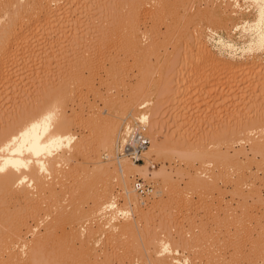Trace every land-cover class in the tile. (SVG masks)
<instances>
[{
    "label": "rangeland",
    "instance_id": "374dc122",
    "mask_svg": "<svg viewBox=\"0 0 264 264\" xmlns=\"http://www.w3.org/2000/svg\"><path fill=\"white\" fill-rule=\"evenodd\" d=\"M36 1H31V4H34L33 7ZM74 1L59 0L56 4H51L55 10L58 9L57 14L61 12L60 16L58 15L59 22H56V16L53 24L62 22L66 28L63 30L64 33H59L54 28V31L49 30L50 34L46 33L48 30H43L44 35H42L38 22L43 19V13L36 15L31 11L32 8L27 7L20 11V16H17L20 28L23 27L28 37L25 39V44L17 43L18 40L12 35L7 36L9 41L5 48L7 51L10 49L12 55L5 60L3 64L5 67L2 66L1 69L6 72L4 73L6 78H11L12 84L8 81L7 83V79L4 80L5 83L4 81L0 83V109L2 108L0 110V155L12 149L18 135L28 131L32 125L43 121L52 111L72 112L71 115L69 114L74 122L72 127L79 135V139H84L82 140L84 152H80L83 154L78 153L80 155L77 154L76 157L79 156V158L71 163L74 167L72 170H75L76 174L75 171H70L77 176H74L76 180L70 172V176L69 174L65 176L66 178L69 176L66 182L65 180L60 182V180V184H56L58 178L66 179L64 178L66 169H61L64 170L62 172L64 175L58 173L61 176L56 175L58 178H53L56 181L53 179L46 181L43 188L34 193L35 196L29 203L18 200L8 191L0 192V254L4 257L1 263L5 262L12 244L16 243L12 240L13 232L16 230L23 236L22 241L29 244L36 243L37 236H49L45 247L47 250L45 249L46 252H44L46 259L44 257L43 259L47 260L51 257V260L55 263L57 261V264H151L149 252L155 255L156 248L150 242V246H144L148 243L146 244L145 238L142 239L141 232L147 230L148 233H145L148 235H146L147 241L148 239L153 242L159 240L168 244L169 250L175 255L169 258L170 263L178 261L177 264H264V248H262L264 246V161L261 156L253 157L255 155L250 149L252 143L248 139L245 143H229V136L233 131L242 129L251 122L261 121L264 124V100L261 95L264 94V83H257L260 77L251 76L250 81L249 75L252 71L244 66H240L242 69L237 68L215 77L214 74L211 75L212 62H207L202 55L204 47H209L207 50L211 49V52L216 55H220L219 49L221 48L223 55L220 57L222 56L223 59L231 58L244 65L254 61L255 56L256 60L260 61V63L256 61L257 64L264 65L262 62L264 50L243 52L241 49L237 53L218 44L219 38L223 37L232 39L240 47H246V45L248 47L249 41L254 36V31L247 30V32L244 29L233 27L231 20H228V27H223V24L217 25L216 20L214 23L213 17H219L222 14L220 9H225L227 6L229 8L231 2L237 3L238 0H221L220 2L216 0H169L168 9L166 7L165 12L162 11L163 14L157 11L156 13L154 5L150 3L146 6H150L153 12L148 10L149 12L146 13L143 11L144 7L143 9L141 7L142 0H77L78 3ZM66 2L67 4L73 3L67 5ZM241 3L244 5L243 14L234 13L233 16H249L251 22L255 21L258 17L257 4L245 2V0H241ZM250 4L253 7L248 10ZM1 5L0 16L4 15L5 21L0 22V28L5 24L7 26L12 16L15 17L14 13L13 15L9 13L8 18L9 14L5 15V8ZM187 5H190L189 8ZM133 7L140 11L137 17L139 19L135 23L129 19ZM227 11L230 13L229 10ZM210 18L212 20H209ZM16 22L17 20L15 27L19 28ZM137 24L141 28L139 38L132 36L133 30L130 29ZM210 28L216 31V42L215 38L211 41L202 38L204 35L202 33L210 32ZM73 33H76L78 38ZM37 36L43 39L39 37L36 39ZM43 36H47L45 38L49 41ZM195 36H200V40L205 41L206 46L203 47L200 40L195 42ZM199 46L202 47V51ZM28 50L34 54L32 55ZM35 64L37 66L34 67ZM161 71L169 72L164 77ZM158 72L162 74V77ZM160 77L163 80L162 84ZM246 77L249 80H246ZM141 78L147 81H145V87L146 85L153 87L151 85L158 83L157 80L160 79L158 86H163L161 87L163 92L158 99V108L163 106L162 110L164 109L165 112L168 110L174 113H180L182 109H185L189 116L185 121L187 124L184 121L178 122L179 124L172 121L174 128L179 127L176 134L173 133L174 128L173 132L169 133L171 151L160 155L150 154L148 156L147 154L146 163L143 164L144 168L159 174L158 179L144 177L154 180L157 189L156 195L154 194L147 202L148 208H145L150 212L148 220L143 219L146 218L145 214L142 217L134 216L132 210L125 206L123 196H119L122 188L117 181L108 180L112 177L104 175L99 162L101 154L112 139L109 114L116 110L114 106H111L112 108L110 107L108 111V105L112 98L119 106L125 105L133 95L132 90L139 86V82L144 84L142 83L144 79ZM151 79L156 82L151 84L152 81H149ZM169 80L172 86L168 87ZM44 84L47 86L46 89ZM65 86L73 98L70 96V100L64 102L63 91L65 90L61 89H65ZM230 87L233 88L229 94ZM261 88L263 91H260ZM44 89L45 92L47 90V95L43 92ZM152 90L154 89H150V92ZM48 91L54 95L55 102L51 108H47L50 104L44 105L50 100ZM238 91L242 93H239L240 96ZM42 103L44 108L41 107ZM35 104L40 106L41 110L45 109L38 116H36L38 107ZM136 108L135 112L132 111L124 118L117 114L116 116L111 115V117L121 119L120 130L127 121L138 118L144 110L141 106L140 109ZM144 108L146 110V107ZM162 110L160 108V112ZM164 119L167 120V118ZM177 132L182 135L181 140L183 141L178 142ZM262 132L256 137L264 141ZM242 146L245 147L244 152L239 151L243 149ZM189 147L196 149V154L192 158L185 157ZM223 154L233 156L235 159L233 165H231L232 161L228 163L231 157L226 156L227 159H224ZM82 155L83 160L80 158ZM101 158L104 159L103 156ZM151 159L156 162L154 169L148 167ZM1 161L2 158H0ZM113 164L117 166L115 161ZM201 175L204 176V178L202 176V180L204 179L202 183L199 179ZM137 176L141 174L132 177V181ZM61 183H64V186ZM161 185L166 188V190L164 188L163 197L157 195ZM111 194L117 196L118 210L107 212L113 214L112 218L117 217L116 223H121L118 228L103 229L99 225L100 219L91 217V209L95 207V202L100 197H104L106 202ZM245 195L248 197L246 200ZM138 200L140 201L139 196ZM47 208L51 212L46 210ZM99 208L98 205L97 209ZM47 212L50 214L47 215ZM126 216H130L132 223L134 222V235L133 233L131 235L127 227L123 225ZM65 232L73 235L71 241ZM12 233L13 236L9 238L8 236ZM4 250L8 251L4 252Z\"/></svg>",
    "mask_w": 264,
    "mask_h": 264
},
{
    "label": "bare ground",
    "instance_id": "6f19581e",
    "mask_svg": "<svg viewBox=\"0 0 264 264\" xmlns=\"http://www.w3.org/2000/svg\"><path fill=\"white\" fill-rule=\"evenodd\" d=\"M3 2L1 3L3 5V7L5 8V15L7 16L9 13L13 15L14 13V16L13 17L12 15V19L11 21L8 19L10 17V14L7 16L8 18H6V20L8 19L9 21V24L7 23V26L5 25H2L1 28H0V83L4 80H6V82L8 81L10 84H12V80L11 78H6L5 74L6 72H3V70L1 69L2 66L5 67L4 62H6L5 60L8 58H10V56L12 55L11 53V50L9 49L7 51V48H5V45L8 44V37H10L11 35L17 39V43H24L26 40V38H28L26 36V32L25 30L22 28H20V24L18 22V18L17 16H20V11H22L23 9L25 8H32V12L33 13H36L37 14H40V13H43V19L38 22V25H40L39 29L42 30V33H43V30H48L46 33L48 34L50 31L49 30H56V31H59V33H64L63 30L66 29L63 25H62V22L60 23H57V24H53L55 19L54 17H56V22L58 21V18L60 15L57 14L58 12V9L55 10L51 4H56L59 0H37L36 1V4L35 6L33 7V5L31 4V1L28 0V2L26 3V0H10V1H4V0H0V2ZM25 1V2H24ZM61 1V0H60ZM67 1V0H66ZM69 1V0H68ZM70 1H74V0H70ZM79 1V0H78ZM221 0H216V2H220ZM225 1V0H223ZM228 1V0H227ZM233 1V0H232ZM246 1H249V2H252V3H256L257 4V11H258V17L255 21H250V18H248L249 16H233L234 13H242L244 12V8H243V4L241 3V0H238L237 3H235L234 1L231 2L229 5L230 7L228 8V6L225 8V9H220V12L222 13L219 17H213L214 19V23H215V20L217 23V25H220V24H223L224 26L223 27H228V20H231L233 22V27H235L236 29L238 28H241V29H244L245 31L247 30H251L252 32L254 31V36L253 38L249 41V44H248V47L246 45V47H240L238 46L232 39H224L223 37H220L219 40H218V44H220L223 48H226V49H229L231 52H237L239 50H243V52H246V51H250V52H256V51H261V50H264V0H245ZM24 2V4H23ZM75 2V1H74ZM77 2V0H76ZM132 2V1H130ZM170 1L169 0H155V1H145V0H142L141 1V7L143 9V11H145L146 13H148L149 11L153 12V10H151L149 7L150 6H146L148 3H150L151 5H154V10L155 12L157 11L158 13H162V11H164L166 9V7L169 5ZM26 3V4H25ZM61 3V2H60ZM73 2H70L69 4H66L67 5H70L72 4ZM78 3V2H77ZM0 4V5H1ZM19 4V7H17ZM188 4V3H187ZM248 4V2H247ZM255 4V5H256ZM1 5V6H2ZM60 5V4H59ZM191 5V3H190ZM189 5V6H190ZM61 6V5H60ZM188 6V5H187ZM188 6V8H189ZM193 6V5H192ZM57 7V6H55ZM219 7V5H218ZM251 7H253L252 4H250L248 6V10H251ZM2 8V7H1ZM3 8V9H4ZM15 8V9H14ZM58 8V7H57ZM64 8V7H63ZM62 8V9H63ZM152 8V7H151ZM12 9V10H10ZM65 9V8H64ZM168 9V7H167ZM219 9V8H218ZM246 9V7H245ZM149 10V11H148ZM230 11V13H233V14H230L228 13V11ZM61 11V9H60ZM66 11V10H65ZM171 11V10H170ZM247 11V10H246ZM254 11V10H253ZM24 12V11H23ZM64 12V10H63ZM156 12V13H157ZM165 12V11H164ZM140 11H138V9L136 7H133L131 9V15L129 16V19L132 23H135L136 21H138L139 18L138 15H139ZM65 14V13H64ZM63 14V15H64ZM163 14V13H162ZM165 14V13H164ZM59 15V16H58ZM62 15V16H63ZM189 15V14H188ZM236 15V14H235ZM4 15H2V17L0 16V22H3L4 20ZM5 16V17H6ZM40 16V15H38ZM61 16V17H62ZM66 16V15H65ZM34 17V16H33ZM171 17V16H170ZM203 17V16H202ZM39 18V17H38ZM37 18V19H38ZM157 19V18H156ZM217 19L220 21H217ZM17 20L18 24H19V28L15 27V21ZM187 20V19H186ZM209 20H212V18H210ZM208 20V22H209ZM5 21V20H4ZM35 21V20H34ZM17 22H16V26H17ZM29 22V21H28ZM59 22V21H58ZM157 22V21H156ZM164 22V21H163ZM230 22V21H229ZM6 23V22H5ZM200 23V21H199ZM210 24V23H209ZM36 25V26H38ZM55 25V26H54ZM211 25V24H210ZM214 25V24H213ZM232 25V24H231ZM27 26V25H26ZM75 27V24L73 25ZM212 26V25H211ZM222 26V25H221ZM72 27V26H71ZM73 27V28H74ZM130 27V26H129ZM210 27V26H209ZM26 28V27H24ZM124 28V27H123ZM27 29V28H26ZM30 29V28H29ZM76 29V28H74ZM130 29H132L133 33L131 34L132 36H134L135 38H139L140 36V33H139V30H141L140 28V25L137 24V26H132L130 27ZM209 29V28H208ZM211 31L208 32V33H202L204 34L202 36V38L204 39H207V40H212L214 39L216 36V31L215 29L213 28H210ZM28 30V29H27ZM53 30V31H54ZM77 30V29H76ZM124 30V29H123ZM235 30V29H234ZM31 31V30H30ZM74 31V30H73ZM127 31V30H126ZM220 31V30H219ZM28 32V31H27ZM131 32V31H130ZM142 32V31H141ZM234 32V31H233ZM243 32V30H242ZM248 32V31H247ZM247 32H244L245 34H247ZM51 33L53 34V32L51 31ZM143 33V32H142ZM200 33V32H199ZM250 33V32H249ZM256 33V34H255ZM29 34V33H27ZM36 34V33H35ZM50 34V33H49ZM74 35L77 36L76 33H73ZM38 35V34H37ZM44 35V33L42 34ZM66 35V33H65ZM250 35V34H248ZM8 36V37H7ZM41 36V35H40ZM51 36V35H50ZM83 36V35H82ZM194 36V35H193ZM197 36H198V33H197ZM195 36L194 38L196 39L195 42H197V40H200V36L197 37ZM221 36V35H220ZM229 36V35H228ZM230 36H233L230 34ZM240 36V35H239ZM33 37V36H32ZM39 36L36 37V39L38 38ZM44 37V36H43ZM47 37V36H45ZM44 37V38H45ZM75 37V36H74ZM84 37V36H83ZM249 37V36H248ZM31 38V37H30ZM40 38V37H39ZM38 38V39H39ZM78 38V36L76 37ZM80 38V37H79ZM193 38V41L195 40ZM41 40L43 38H40ZM46 39V38H45ZM48 40V39H46ZM118 40V39H117ZM236 40V39H235ZM36 41V40H35ZM39 41V40H38ZM49 41V40H48ZM83 41V40H82ZM201 44H203V47L206 46V42H202V39L200 40ZM216 42V38L214 40ZM247 41V40H245ZM247 41V42H248ZM199 42V41H198ZM35 43V42H34ZM40 43V41H39ZM67 43V42H66ZM213 43V42H212ZM15 44V43H14ZM25 44V43H24ZM28 44V43H27ZM26 44V45H27ZM191 44V43H190ZM196 44V43H195ZM247 44V43H246ZM34 45V44H33ZM32 45V46H33ZM217 45V44H216ZM21 46H24V45H21ZM20 46V47H21ZM201 46V45H200ZM199 46V47H200ZM26 47V46H25ZM37 47V46H36ZM35 47V48H36ZM59 47V46H58ZM198 47V48H199ZM29 48V47H28ZM27 48V49H28ZM34 48V49H35ZM201 51H202V47H200ZM209 47H204L203 48V54L201 52V54L203 55V57H205V59H207V62L209 61L212 62L210 66L212 70V74H214V76H220L222 73L224 72H227V71H231V70H236L237 68H240L242 69L241 67L244 66V68H250L252 73L251 75H249L250 77V81H251V76L254 77V78H259V81L257 83H260L263 82L264 83V65L262 67V65H258L257 62L260 63L259 60H256L257 57H253L254 61L252 60V57H251V62H248L246 63L245 61H242L243 63L245 62L246 64H240V62L238 63L236 60L234 59H231V58H228V59H223L220 57V55H223V52L221 53L220 49H219V54L220 55H216L215 53H212L211 52V49L207 50ZM6 49V50H5ZM31 49V47H30ZM29 49V50H30ZM39 49V48H38ZM37 49V50H38ZM53 49V48H52ZM25 50V49H24ZM23 50V51H24ZM28 50V52H30ZM36 50V51H37ZM199 50V51H200ZM34 51V50H32ZM39 51V50H38ZM48 52V51H47ZM242 52V54H243ZM24 53V52H23ZM32 53V52H30ZM56 53V52H55ZM264 53V52H262ZM261 53V54H262ZM15 54V53H14ZM34 53H32L33 55ZM37 54V52H36ZM35 54V55H36ZM52 54V52H51ZM226 54V53H225ZM249 55V54H248ZM49 56V55H48ZM51 56V55H50ZM54 56V55H53ZM236 57V56H235ZM250 57V56H249ZM51 58V57H50ZM238 58V57H237ZM26 59V58H25ZM36 59V58H35ZM34 59V60H35ZM40 59V58H39ZM85 59V58H84ZM142 59V58H141ZM140 59V61H141ZM236 59V58H235ZM261 59V58H260ZM264 59V58H263ZM262 59V62L264 63ZM23 61V60H22ZM25 61V60H24ZM235 61V62H234ZM257 61V62H256ZM261 62V63H262ZM16 63V62H15ZM252 63V64H251ZM40 64V63H39ZM79 64V63H78ZM114 64V63H113ZM146 64V63H145ZM21 65V64H20ZM45 65V64H44ZM51 65V64H50ZM37 66L36 64L34 65V67ZM47 66V65H46ZM142 66V65H141ZM241 66V67H240ZM33 67V66H32ZM52 67V66H51ZM27 68V67H26ZM29 68V67H28ZM114 68V67H113ZM144 68V66H143ZM243 68V69H244ZM5 69V68H3ZM22 69V67H21ZM36 69V68H35ZM46 69V68H45ZM239 69V70H240ZM37 70V69H36ZM116 70V69H115ZM245 70V69H244ZM5 71V70H4ZM20 71V70H19ZM22 71V70H21ZM46 71V70H45ZM81 71V70H80ZM174 71V70H173ZM38 72V70H37ZM48 72V71H47ZM162 72V71H161ZM169 71H167L168 73ZM171 72V71H170ZM211 72V71H210ZM236 72V71H235ZM113 73V72H112ZM164 73V77L165 75L167 74L166 72H162ZM48 74V73H47ZM115 74V73H114ZM159 74V72H158ZM161 74V73H160ZM159 74V75H160ZM228 74V73H227ZM10 75V74H9ZM36 75V74H35ZM209 75V74H208ZM207 75V76H208ZM15 76V75H14ZM169 76V74L167 75ZM225 76V75H224ZM232 76V75H231ZM234 76V74H233ZM75 77V76H74ZM95 77V76H94ZM161 77H162V74H161ZM160 77V78H161ZM163 77V78H164ZM184 76L182 75V78ZM248 77V76H247ZM246 77V80H249V78ZM49 78V77H48ZM78 78V77H77ZM80 78V77H79ZM168 78V77H167ZM170 78V77H169ZM181 78V79H182ZM207 78V77H206ZM229 78V77H228ZM245 78V77H244ZM10 79V80H9ZM34 79V78H33ZM45 79V78H44ZM54 79V78H53ZM142 79V78H141ZM144 79V78H143ZM142 79V80H143ZM175 79V78H174ZM177 79V78H176ZM210 79V78H208ZM207 79V81H208ZM212 79V78H211ZM235 79V78H234ZM233 79V80H234ZM52 79H50L51 81ZM159 80L158 79V83L156 82V80L152 81L149 80V81H152L151 86L153 87H150L148 86L150 89H154L150 92V89L147 87H145V84H146V79H144V81L142 83H144L143 85L141 84V81L139 82L142 86H140V84H138L139 86L137 87H133L132 89V92H133V95L132 97L130 98V100L123 106H119L118 103H116V101H113V98H112V101L111 103H109V110L110 111V107L111 106H114V110H116V112L112 111L111 114H109V117H110V132H111V135H112V139L111 141L109 142L108 146L105 148V150L103 151V153L101 154L100 156V165L102 167V169L104 170V175L105 176H108V177H112V179L108 178L109 181H117L118 185L122 188V193L119 195V196H123L124 200H125V206L128 207L129 209L132 210V213L134 214V216H144L145 214V217L146 218H143V219H147L149 217L148 213H150L148 210H146L148 208L147 206V202L146 203H141V201L138 200V194L136 193V191L133 189V187L131 188L132 186V177H134L136 174L140 175L141 174V177H150V178H153V179H158L159 177V174L158 172H153V171H149L147 168H144L143 164L145 163H141V162H134V161H131L129 160L128 158H123L121 161V167H119L118 165L115 166L113 164V159L111 158V155L114 154V151H115V145H116V141H117V136H118V133H119V130H120V125H121V119L119 118H114V117H111V115H114L116 116L117 115H121L123 118L129 113H132V111H134L135 109H137L136 107H139L140 109V106L143 107V111H141L142 113V117L144 120H146V122L148 123V130H149V135H151V143H150V146L148 148V150L146 151L145 155L148 156L151 154H154V155H160V154H163V153H166V152H170L171 151V148L169 146V141H171V137H170V134H171V131L175 129V131L173 133L176 134V131H177V128H174L173 127V124L172 121H175V124L176 122L180 123V121H184V123H186L185 121L188 120L189 116H188V113H186L185 109L183 110L182 109V112L180 113H174L171 112H165V110L162 107L161 110L162 112H160V108H158V99L160 97V94L163 92V89L161 91V87L163 86H158L160 85L159 84ZM173 81V79H170ZM169 80V86H172L171 82ZM185 80V79H184ZM240 80V79H239ZM71 81V80H69ZM139 81V80H138ZM146 81V82H145ZM148 81V82H149ZM162 78L160 80V83L162 84L163 82ZM211 81V80H210ZM231 81V80H230ZM245 81V80H244ZM7 82V83H8ZM15 82V81H14ZM53 82V81H52ZM59 82V80H58ZM174 82V81H173ZM184 82V81H183ZM182 82V83H183ZM5 83V81H4ZM6 83V84H7ZM42 83V82H41ZM65 83V82H64ZM181 83V81H180ZM210 83V82H209ZM214 83V82H212ZM217 83V81L215 82V84ZM229 83V82H228ZM9 84V85H10ZM18 84V83H17ZM40 84V83H39ZM37 84V85H39ZM47 84V83H45ZM44 84V85H45ZM50 84V82L48 83ZM47 84V85H48ZM52 84V83H51ZM69 84V83H68ZM118 84V82H117ZM124 84V83H123ZM156 84V86H155ZM256 84V83H255ZM33 85V84H32ZM65 85V84H64ZM74 85H75V82H74ZM90 85V84H89ZM175 85V84H174ZM251 85V83H250ZM257 85V84H256ZM264 85V84H263ZM34 86V85H33ZM36 86V85H35ZM46 86V85H45ZM70 86V85H69ZM51 87V85H50ZM63 87V86H62ZM66 87V86H65ZM156 87V89H155ZM184 87V86H183ZM237 87V86H236ZM235 87V88H236ZM240 87V86H238ZM19 88V87H18ZM36 88V87H35ZM47 88V86L45 87V89ZM52 88V87H51ZM67 88V87H66ZM66 88L64 89H61V90H65L63 91V97H64V102L67 100L69 101L70 100V91H68V88L66 90ZM180 88V87H179ZM206 88V87H205ZM233 87H230V90H229V94H230V91ZM234 88V89H235ZM257 88V87H256ZM255 88V89H256ZM5 89V88H4ZM45 89H44V93H46L47 95V90L45 92ZM159 89V90H158ZM229 89V88H228ZM38 90V89H36ZM43 90V89H42ZM60 90V89H59ZM70 90V89H69ZM158 90V91H157ZM205 90V89H204ZM262 90V88L260 89V91ZM31 91V90H29ZM56 92V90H54ZM263 91V90H262ZM54 92V93H55ZM233 92V90H232ZM35 93H38L35 91ZM48 95L50 96V100H48V103L47 104H44V105H48L50 104V106H48L47 108H51L52 105H54V95L51 94L52 92H49L48 91ZM185 93V92H184ZM203 93V92H202ZM242 94L240 91H238V94ZM262 93V92H261ZM39 94V93H38ZM43 94V93H42ZM73 94V93H72ZM234 94V93H232ZM239 94V96H240ZM259 94V93H258ZM40 95H41V91H40ZM52 95V96H51ZM186 95V94H184ZM263 96V100H264V94H261ZM260 95V96H261ZM38 96V95H37ZM49 96H46V97H49ZM45 97V98H46ZM94 97V96H93ZM229 97V96H228ZM233 97V96H232ZM36 97H34L35 99ZM73 98V96H72ZM71 98V99H72ZM237 98V97H236ZM243 98V97H242ZM32 99V98H31ZM49 99V98H48ZM262 100V98H260ZM23 100V99H22ZM33 100V99H32ZM37 100H39V98H37ZM235 100V99H234ZM15 102V101H14ZM35 102V101H34ZM38 102V101H36ZM35 102V103H36ZM39 104V103H38ZM219 104V103H218ZM244 104V103H243ZM28 105V104H27ZM36 105V104H35ZM44 105L42 103V108H44ZM37 106V105H36ZM107 106V107H108ZM1 107V106H0ZM35 107V106H34ZM38 107V106H37ZM40 107V106H39ZM37 109L36 111V116H38L41 112L43 113V111L45 110H41L42 108H39ZM146 107V110L145 108ZM64 108V106H63ZM112 108V107H111ZM207 108V107H206ZM247 108H248V105H247ZM2 109V108H1ZM0 109V110H1ZM142 109V108H141ZM172 109V108H171ZM210 109V108H209ZM232 109V108H231ZM240 109V108H239ZM25 110V109H24ZM248 110V109H247ZM178 111V110H177ZM135 112V111H134ZM6 113V112H5ZM72 113V112H71ZM71 113H69L68 111H65L64 113L62 112H55V111H52L50 113V115L45 118L43 121L37 123V124H34L32 125L28 131H26L25 133L21 134V135H18L14 141V146L12 147L11 150H7L5 151L4 153H2L0 155V158H2V161L0 162V192L1 191H8L9 193H12L14 196L17 197L18 200H24L26 201L25 203H29L31 201V199L35 196L34 193H36V191H40L42 188H43V184L48 181V180H51L53 178H58L56 177V175H58L59 177L61 175L59 174H62V172L64 170H61V169H66L64 171V178L67 177V175L69 174L70 176V172L71 174L75 171H73L72 169H74V167L71 165L72 162H76V160L79 158L76 157V155L80 152H84V147H83V141L84 139L80 140L79 139V135L76 134V132H74L73 130V127H72V124H74L73 122V119L71 116H69V114L71 115ZM3 114V113H2ZM137 114V112H136ZM139 114V112H138ZM133 116V115H132ZM140 116V115H139ZM196 116V115H195ZM74 117V116H73ZM127 117V116H126ZM135 117V116H134ZM168 117L170 119V121L168 122ZM191 117V116H190ZM251 117V116H250ZM136 118V117H135ZM134 118V119H135ZM164 118H167L164 119ZM240 118V117H239ZM238 118V119H239ZM256 118V117H255ZM246 119V117H245ZM86 120V119H85ZM165 120V122H164ZM178 120V121H176ZM241 120V118H240ZM256 120V119H255ZM259 120V119H258ZM16 121V120H15ZM167 121V122H166ZM164 122V123H163ZM241 122V121H240ZM239 122V123H240ZM245 122V121H244ZM248 122V121H247ZM1 123V122H0ZM14 123V122H13ZM178 123V124H179ZM187 124V123H186ZM238 124V123H237ZM249 124V122H248ZM263 123H261V121L259 122H255V123H252L249 124V125H246L244 128L241 126V123H240V126L242 127V129H238L236 131H233L231 136H229V143H235V142H243L245 143V141H248L250 142L251 141V151L253 152V154L255 156L253 157H256V156H261L262 158V161H264V141H261L260 137H256L258 134H261L262 131H264V124L262 125ZM172 125V126H171ZM236 125V124H235ZM244 125V124H243ZM176 126V125H175ZM181 126V125H180ZM184 126V125H182ZM75 128V127H74ZM174 128V129H173ZM235 128V127H234ZM240 128V127H239ZM181 129V127H180ZM183 129V128H182ZM230 129V128H229ZM179 131V130H178ZM183 131H185L183 129ZM183 131L181 130V134L183 133ZM186 132V131H185ZM96 133V132H95ZM170 133V134H169ZM172 133V135H173ZM264 134V132H262ZM181 134H178L177 132V136H176V139H178V142L181 140ZM187 134V133H186ZM190 136V135H188ZM253 136V137H252ZM260 138V139H258ZM115 139V140H114ZM188 140V139H187ZM82 141V142H81ZM183 141V140H181ZM186 142V141H185ZM193 142V141H192ZM192 145H194L192 143ZM189 144V146H192ZM188 148V147H187ZM241 148V147H240ZM243 148V146H242ZM245 147L239 151H242L244 152L245 150ZM104 152H107L110 157L108 158H105L103 156ZM196 149L194 147V149H190L189 147V150L187 149V152H186V156L187 158H192L196 153ZM80 154H83V153H80ZM78 154V155H80ZM86 154V153H85ZM224 155V154H223ZM229 155V154H228ZM228 155H224V159H227L226 156ZM87 156V155H86ZM104 157V159H102L101 157ZM151 157V156H150ZM228 157H231L230 159V162L228 163H231L232 161V164L235 162L233 156H228ZM77 158V159H76ZM83 160V155L82 157ZM249 158V157H247ZM250 159V158H249ZM85 160V158H84ZM113 160V161H112ZM187 160V159H186ZM80 161V160H79ZM226 161V160H225ZM234 161V162H233ZM82 162V161H81ZM192 163V162H191ZM227 163V162H226ZM262 163V162H260ZM259 163V165L261 166V164ZM76 164V163H75ZM189 164H190V161H189ZM72 166V168H71ZM189 166V165H188ZM230 166V165H228ZM156 167V166H155ZM154 167V168H155ZM76 168V167H75ZM150 168V167H149ZM154 168H150V169H154ZM69 169V170H68ZM72 170V171H70ZM231 172V170H230ZM235 172V171H234ZM251 172V171H250ZM59 173V174H58ZM76 174V171L74 172ZM239 174V173H238ZM243 174V172H242ZM55 176V177H54ZM66 176V177H65ZM69 176L68 178L66 179H60L58 178V181H56L55 179H53V181L55 180L56 184H60V182H62V180H66L69 179ZM72 176H76V175H73ZM202 176L199 177L200 179V183H202V181H204V179L202 180ZM244 176V175H243ZM63 177V176H62ZM77 177V176H76ZM239 177V176H238ZM242 177V176H241ZM256 177V176H255ZM204 178V176H203ZM230 178V177H229ZM240 178V177H239ZM243 178V177H242ZM241 178V179H242ZM257 178V177H256ZM72 179V177L70 178ZM75 179V177H74ZM72 179V181L74 180ZM206 179V178H205ZM61 180V181H60ZM76 180V179H75ZM237 180V179H236ZM60 181V182H59ZM207 181V180H206ZM205 181V183H207ZM59 182V183H58ZM64 182V181H63ZM70 182V180H69ZM209 182V181H208ZM238 182V181H237ZM243 182V181H242ZM247 182V181H245ZM204 183V182H203ZM62 184V183H61ZM64 184V183H63ZM62 184V185H63ZM74 184V183H73ZM250 184V183H248ZM206 184H204V187H205ZM64 186V185H63ZM163 185H161V188L158 189L157 191V195L159 196H162V194H164V188L165 187H162ZM254 186V185H252ZM203 187V186H202ZM203 187V188H204ZM255 187V186H254ZM66 188V187H65ZM206 188V187H205ZM166 190V188H165ZM256 191V190H255ZM244 194V193H243ZM156 195V194H155ZM250 195V194H249ZM252 195V194H251ZM254 195V194H253ZM258 195V194H257ZM121 196V197H122ZM248 196V195H247ZM3 197V196H2ZM117 196H113V194L110 195V198L106 200H104V197H100L98 201L95 202V207H93L91 209V217H96V218H99L100 219V222H99V225L100 227L102 226L103 229L107 228V227H111V228H118V226H120V223H116V221L118 220L117 217H114L112 218L113 214H110L108 213L110 210L111 211H117L118 210V206H117ZM163 197V196H162ZM252 197V196H251ZM260 197H262L260 195ZM259 197V198H260ZM246 198L248 199V197H246L245 195V200ZM163 199V198H162ZM261 199V198H260ZM156 200V199H155ZM160 200V198L158 199ZM14 201V200H13ZM102 201L104 203H102ZM17 202V201H16ZM149 202V201H148ZM157 202V201H156ZM155 203V202H154ZM99 205V209H97ZM147 206V207H145ZM151 206V205H150ZM52 208V207H51ZM50 208V209H51ZM116 208V209H115ZM146 208V209H145ZM114 209V210H112ZM48 211H50L48 208L46 209ZM108 211V212H107ZM110 211V212H111ZM51 212V211H50ZM50 212H47L46 214L49 215ZM125 214V213H124ZM118 216V215H117ZM17 217V216H16ZM192 217V216H191ZM2 218V217H1ZM22 218V217H21ZM140 219V218H139ZM142 219V218H141ZM148 220V219H147ZM244 220V219H243ZM3 221V220H2ZM132 219L130 216H126L125 217V220H124V226L127 227V229L129 230V233H133L134 235V222L132 223ZM7 223V221H5ZM15 222V221H14ZM98 222V221H97ZM23 223V222H22ZM116 223V224H115ZM4 224V223H3ZM133 224V225H132ZM245 225V224H244ZM14 227V226H13ZM2 228V227H1ZM16 228V227H15ZM7 230V229H5ZM146 230V229H144ZM4 231V230H3ZM143 231V230H142ZM147 231V230H146ZM141 232V236H142V239L145 238V241H146V244L147 245H144V246H150L152 244H154L155 246V255L151 253V251L149 252V255H150V263L151 264H177L178 261H175L174 263H170L169 261V258L171 256L175 257L174 253L172 251L169 250L168 248V244H166L165 242H162V241H156V242H153V241H147V234L145 233H148V232ZM5 232V231H4ZM3 232V233H4ZM51 232V231H49ZM48 232V233H49ZM13 233H14V236H13ZM12 235L10 234L9 236L6 235V237L8 236L9 238H11L12 236V240H15L16 243H13L12 244V247L11 249L9 250V254L7 253L8 257L7 259L5 260V262L3 261V263H1V259H3L4 257L1 256L0 254V264H57V261L55 263V261H52L51 257L49 259V257L46 259V256L44 254V252H46V243H48V238L49 236L47 237L46 235L45 236H37V241L36 243H33V244H29V243H26V241H22L23 236L19 233V232H13ZM67 232H65L66 234ZM128 233V234H129ZM9 234V232H8ZM70 232L67 233V237L68 239L71 241V239L73 238V235L71 234ZM234 234V233H233ZM232 234V235H233ZM147 235V236H146ZM71 236V238H70ZM54 237V235H53ZM129 237V236H128ZM147 237V238H146ZM52 238V236H51ZM137 239V238H136ZM52 241V239H51ZM54 241V240H53ZM64 242V241H63ZM138 242V241H137ZM142 242V241H141ZM23 244V245H22ZM25 244V245H24ZM55 244V243H54ZM71 244H73L71 242ZM264 244V243H263ZM116 245V244H115ZM137 245V244H136ZM139 245V244H138ZM141 246V244H140ZM143 246V245H142ZM141 246V247H142ZM143 246V247H144ZM263 246V245H262ZM48 247V246H47ZM3 248V246H2ZM140 248V247H139ZM138 248V249H139ZM149 248V247H148ZM260 248V247H259ZM264 248V246L262 247ZM8 249V248H7ZM46 249V250H45ZM56 249V248H55ZM137 249V248H136ZM3 250V249H2ZM142 250V248H141ZM151 250V249H150ZM153 250V249H152ZM8 251V250H7ZM4 250V252H7ZM137 251V250H136ZM50 252V250H49ZM73 252V251H72ZM71 252V253H72ZM138 252V251H137ZM146 252V251H145ZM57 253V252H56ZM44 254V255H43ZM52 254V252H51ZM50 254V256H51ZM148 254V252H147ZM48 255V253H47ZM66 255V254H65ZM148 255V257H149ZM61 256V255H60ZM69 256V255H68ZM142 256V254H141ZM146 256V255H145ZM258 256V255H257ZM43 257L45 259H43ZM58 257V256H57ZM138 257V256H137ZM260 257V256H259ZM49 259V260H48ZM140 259V257H139ZM143 259V257H142ZM230 259V258H229ZM147 260V259H146ZM224 260V259H223ZM54 262V263H53ZM226 262V261H225ZM148 263V262H147ZM218 264V263H217Z\"/></svg>",
    "mask_w": 264,
    "mask_h": 264
},
{
    "label": "built area",
    "instance_id": "2783aa9c",
    "mask_svg": "<svg viewBox=\"0 0 264 264\" xmlns=\"http://www.w3.org/2000/svg\"><path fill=\"white\" fill-rule=\"evenodd\" d=\"M142 115V114H141ZM127 121L121 128L115 145L114 154L111 158L121 167V160L128 158L134 162L146 163L147 156L145 155L148 150L151 138L148 130V123L142 116ZM105 158L110 157L107 152L103 155ZM148 167L154 168L156 162L150 160ZM132 187L138 194L141 203H146L156 193V186L154 180H149L141 176L133 179ZM121 214V213H119Z\"/></svg>",
    "mask_w": 264,
    "mask_h": 264
}]
</instances>
